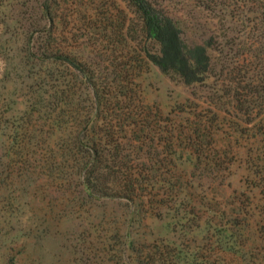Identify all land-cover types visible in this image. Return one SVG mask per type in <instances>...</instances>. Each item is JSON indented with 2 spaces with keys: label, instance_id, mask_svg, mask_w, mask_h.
<instances>
[{
  "label": "trees",
  "instance_id": "1",
  "mask_svg": "<svg viewBox=\"0 0 264 264\" xmlns=\"http://www.w3.org/2000/svg\"><path fill=\"white\" fill-rule=\"evenodd\" d=\"M88 1L96 23H103L109 0ZM64 2V6L58 0L28 3L23 61L28 86L24 100L14 101L22 107L12 106L9 95L0 100V210L5 213V223L14 224L16 231L34 230L41 219H51L60 201L66 209L73 203L93 216L105 212L110 204L124 202L127 231L125 238L117 235L121 245L118 261L123 264L138 261L132 256L133 248L149 264H192L197 260L200 264H218V260L221 264H248L252 258L254 264H264V0H127L137 26L131 24L132 13L124 11L121 35L131 70L124 73L80 66L79 61L88 64V60H79L67 44L75 35L77 11L73 7L78 4L77 0ZM180 3L214 13L222 21L253 23L249 28L256 31L255 49L246 67L248 74L237 79L238 85L214 88L201 102L205 108L187 98L176 106L180 108L177 119L168 129L155 126L153 121L161 122L162 111L144 101L141 87L132 86L138 77L133 62L138 54L145 63L178 76L185 84L209 80L208 45L183 38L177 12L185 9H178ZM69 7L72 13L65 14ZM63 17L68 21L62 27ZM145 41L154 44L155 51ZM178 117L187 125L180 124ZM179 147L184 149L180 154ZM231 155L244 162L248 189L233 191L231 199L227 198L220 215L228 221L200 240L203 256L192 259L188 250L177 253V245L165 240L140 248L134 245V219L143 221L147 212L155 217L172 211L181 214L188 208L182 207L187 201L183 196L189 187L188 166H182L189 163L193 173L199 171L223 184L237 162ZM23 178L28 193L37 196L34 204L29 202L32 195H16L21 187L15 185ZM242 195L249 204H244ZM24 198L28 201L23 202ZM191 201H195L192 195ZM26 212L30 218L32 215L30 227L31 222L24 221ZM252 221H257L256 227H251ZM252 233H256L254 238ZM27 238L25 235L22 246L28 245ZM252 251L260 252L252 255ZM21 262L17 259L15 264Z\"/></svg>",
  "mask_w": 264,
  "mask_h": 264
},
{
  "label": "rangeland",
  "instance_id": "2",
  "mask_svg": "<svg viewBox=\"0 0 264 264\" xmlns=\"http://www.w3.org/2000/svg\"><path fill=\"white\" fill-rule=\"evenodd\" d=\"M58 1L64 3L63 6L66 5L64 2L66 0ZM126 1L109 0V9L105 8L107 19L103 23H96L94 10L87 7L90 2L77 0L78 6L73 7L77 11L76 24L72 30L75 35L72 41H67V44L71 46L69 49L73 50L79 60H88V64L78 60L81 67L99 71H121V73L131 71L128 70L130 68L127 66V56L124 52L125 37L121 35L125 27L122 22L124 11L129 13L133 11L130 7L127 8ZM29 2L30 0H0V100L5 96H11L12 106L15 108L22 107V104L18 105L14 101L24 100L28 86L23 61L27 54L25 38L27 21L24 16L29 17L27 9ZM177 7L185 9L177 12L183 29V38L189 43L198 42L208 45L211 55L209 80L204 83L185 84L178 76L164 73L157 66L145 63L138 54L135 56L133 53L137 57V62H133L136 66L133 73L138 74V77L132 82V86L137 89L141 87L144 101L151 108L162 111L161 122L157 119L153 121L155 126L165 125L164 127L168 129L177 119L175 115L180 108L176 106H180L187 98L200 104L214 88L224 87L230 83L232 86L238 85L237 79H242L248 74L249 59L252 50L255 49L253 34L256 31L249 28V25H254L253 23L248 24L237 19L222 21L216 18L214 13L185 6L182 3ZM66 13H72V8L69 11L65 10ZM130 17L133 20L132 26H137L135 14L132 13ZM67 21V17L62 18V27ZM262 25L264 27V24ZM144 44L155 51L154 44L149 41H145ZM245 82L241 85L243 86ZM190 105L192 104L189 103V107ZM201 106L206 107L203 103ZM180 117H178L179 123L187 125L188 122ZM182 147L176 149L179 154L184 150ZM170 151L174 153L175 148H171ZM231 159L237 162L232 165V176L223 184L220 179L214 181L209 175L199 171L193 173L191 170L193 166L189 163L182 166L181 168L188 166L185 173L189 187L183 196L187 201L182 206L186 209L185 205H188V208L181 214L172 211L163 217H155L154 214L147 212V216L142 215L143 217L145 215L143 221L134 219L132 228L134 245L140 248L143 244L151 245L155 240H165L177 245V253L181 250L186 253L188 250L192 253V259L199 258L198 255L203 256L204 253L199 246L200 240L208 236L210 229L213 232L215 226L228 221L226 216L222 220L220 215L221 210L226 206L227 198L231 199L230 195L233 191L248 189L244 162H240L232 155ZM15 186L21 187L16 191V195L29 194L25 178ZM33 194H29L33 196L29 201L32 204L37 202V196ZM190 195L195 199L191 201L192 204L189 203ZM241 199L245 205L250 203L245 195H242ZM24 201L28 200L24 198ZM61 203L58 202L60 205L57 204L56 213L50 214L51 219L49 221L41 219V225L34 230L28 228L29 230L16 231L14 224L5 223V213L0 210V264H15L17 259L22 260L21 264H123V261H118L121 245L117 235L125 238L128 223L126 203L110 204L105 208V212L101 211L98 216H93L91 211L79 210L78 205L73 206V203H70L71 206L66 209L64 207L66 204ZM24 221L25 224L31 222L27 227L32 226V215L30 218L26 212ZM256 226L257 221H252L251 227ZM25 235L29 237L26 239L28 245L22 246ZM255 236L256 233H252V238ZM259 252L251 253L258 255ZM131 253L138 258V263L133 262V264H149L148 260L140 258L134 248ZM252 259H248V264H254ZM199 262L201 261L197 260L198 264ZM217 263L222 262L218 260Z\"/></svg>",
  "mask_w": 264,
  "mask_h": 264
}]
</instances>
